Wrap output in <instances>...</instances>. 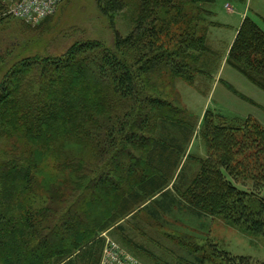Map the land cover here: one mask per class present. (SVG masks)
<instances>
[{
	"label": "trees",
	"instance_id": "trees-1",
	"mask_svg": "<svg viewBox=\"0 0 264 264\" xmlns=\"http://www.w3.org/2000/svg\"><path fill=\"white\" fill-rule=\"evenodd\" d=\"M214 1L141 0L136 27L123 37L115 17L125 0H96L115 29L113 47L81 39L59 55L0 52V138L19 144L16 153L0 157V264H99L100 233L167 187L194 126L168 90L155 88L162 94L154 95L144 76L153 71L163 82L168 76L192 82L205 65H218L209 62L219 53L207 29L190 32L192 18L185 31L172 29L184 20V3ZM1 3L0 23L14 17ZM175 34L180 51L171 45ZM227 62L264 90V29L250 17ZM216 114L206 112L204 129L217 156L177 189L184 187L194 212L220 215L264 236V172H248L247 160L236 159L238 150L264 139V128L256 122V132L245 129L253 118L227 126ZM243 175H250V190ZM214 253L227 264H254L225 250Z\"/></svg>",
	"mask_w": 264,
	"mask_h": 264
},
{
	"label": "rangeland",
	"instance_id": "rangeland-1",
	"mask_svg": "<svg viewBox=\"0 0 264 264\" xmlns=\"http://www.w3.org/2000/svg\"><path fill=\"white\" fill-rule=\"evenodd\" d=\"M224 1L219 0L214 5H223ZM125 2L126 8L115 17V29L123 37H127L136 27L141 12V0ZM212 3H184L181 16L184 20L178 19L172 29L185 31L187 22L192 18L194 27L190 32L198 35L207 29L209 36L211 22L206 21L210 18L206 9ZM185 14L188 18H184ZM196 24L197 32L194 29ZM115 29L100 12L96 0H63L54 14L40 21L29 22L13 17L0 23V52L6 53L12 49L17 58L33 54L59 55L81 39H101L113 47ZM169 39L168 36L163 37L166 42ZM181 41L175 34L172 48L180 51ZM193 54L196 55V52L193 51ZM219 55L209 60L218 65H205V71L197 73L192 82L184 77L168 75L170 80L163 82L154 77L157 75L153 71L144 76L152 82L149 87L154 95L162 94L155 88L168 90L165 95L184 109L183 118L189 117L194 133L186 142L181 165L167 187L100 233L104 244L99 264H187L195 263L196 256L201 255L205 257L203 264H227L215 255L216 249L235 256L250 257L254 264H264L263 235L235 225L220 215L194 212L198 208L184 196V187L181 192L177 189L189 183L205 159L215 158L218 154L212 146L209 147L211 135L204 129V117L208 110L217 113L218 121H223L227 126H245L246 121L253 118L254 121L245 129L255 131L251 127L256 122L264 128V102L257 95H251L249 90L240 88L236 80L227 81L223 74L218 77L222 59ZM18 145V140L1 137L0 157L16 153ZM247 147V143L244 144V148ZM240 152H237L240 159H236L241 163L247 160L243 166L248 168V172H264V139ZM106 173L113 178L115 170L109 169ZM249 176L243 175L248 182ZM251 184L249 182L244 188L250 190ZM238 186L243 188L240 183ZM173 196L176 200H172ZM155 201L162 203L160 205Z\"/></svg>",
	"mask_w": 264,
	"mask_h": 264
},
{
	"label": "crops",
	"instance_id": "crops-1",
	"mask_svg": "<svg viewBox=\"0 0 264 264\" xmlns=\"http://www.w3.org/2000/svg\"><path fill=\"white\" fill-rule=\"evenodd\" d=\"M215 2L219 0H215L206 9L210 14L206 21L211 22L209 41L222 56L218 77L223 74L227 81L236 80L240 88L249 90L251 95H257L264 102V92L227 64L228 53L246 17H250L264 29V0H225L223 5H214Z\"/></svg>",
	"mask_w": 264,
	"mask_h": 264
},
{
	"label": "built area",
	"instance_id": "built-area-1",
	"mask_svg": "<svg viewBox=\"0 0 264 264\" xmlns=\"http://www.w3.org/2000/svg\"><path fill=\"white\" fill-rule=\"evenodd\" d=\"M9 14L14 17L37 22L53 14L63 0H1Z\"/></svg>",
	"mask_w": 264,
	"mask_h": 264
}]
</instances>
